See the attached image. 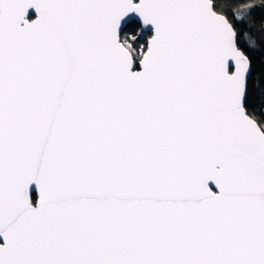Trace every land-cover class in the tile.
<instances>
[{"label":"snow or ice","instance_id":"snow-or-ice-1","mask_svg":"<svg viewBox=\"0 0 264 264\" xmlns=\"http://www.w3.org/2000/svg\"><path fill=\"white\" fill-rule=\"evenodd\" d=\"M0 264H264V0H0Z\"/></svg>","mask_w":264,"mask_h":264}]
</instances>
